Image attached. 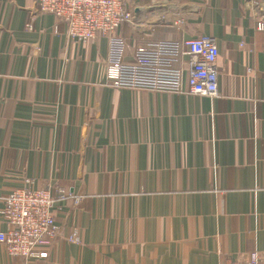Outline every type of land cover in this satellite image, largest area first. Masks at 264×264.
Here are the masks:
<instances>
[{
	"label": "crops",
	"instance_id": "crops-1",
	"mask_svg": "<svg viewBox=\"0 0 264 264\" xmlns=\"http://www.w3.org/2000/svg\"><path fill=\"white\" fill-rule=\"evenodd\" d=\"M151 1L131 0L134 22L117 30L124 59L150 64L139 49L161 42L160 60L178 65L175 30L156 23L163 8ZM170 1L183 37L216 39L217 98L111 87L105 37L72 41L56 15L33 17L36 0H0V210L27 177L81 196L55 210L47 259L0 245V264L264 259V33L245 0ZM74 226L81 244L67 241Z\"/></svg>",
	"mask_w": 264,
	"mask_h": 264
},
{
	"label": "built area",
	"instance_id": "built-area-1",
	"mask_svg": "<svg viewBox=\"0 0 264 264\" xmlns=\"http://www.w3.org/2000/svg\"><path fill=\"white\" fill-rule=\"evenodd\" d=\"M131 0H36L33 17L53 14L65 24L64 36L72 41L85 43L105 37L107 55L104 61L105 82L114 88L131 91L150 90L187 93L191 95L217 98L219 91V48L216 39L201 35L183 37L185 17L175 2L152 0L150 5L161 6L156 23L175 30L170 44L174 47L178 65L160 60L165 44L154 48H142L139 52L155 54L152 63H128L124 59L125 39L118 28L123 24H133ZM255 22V30L264 33V0H245ZM29 30L33 25L27 24ZM241 46L243 44L241 43ZM188 66L187 87H185ZM254 72V69H248ZM36 178L27 177L21 187L14 188L5 198L0 210V219L6 229L0 231V245L9 257H19L26 261L48 258V248L59 233L55 210L60 202L71 200L78 205L81 196L70 192L52 181L36 187ZM67 241L81 244L79 226H74ZM220 264H264L258 252L241 260L221 259Z\"/></svg>",
	"mask_w": 264,
	"mask_h": 264
}]
</instances>
